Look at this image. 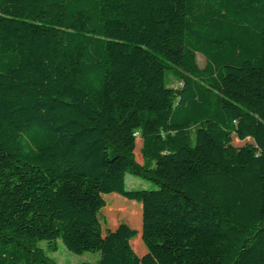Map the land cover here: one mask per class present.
Instances as JSON below:
<instances>
[{"label": "trees", "instance_id": "obj_1", "mask_svg": "<svg viewBox=\"0 0 264 264\" xmlns=\"http://www.w3.org/2000/svg\"><path fill=\"white\" fill-rule=\"evenodd\" d=\"M111 194L130 225H102ZM59 244L264 264V0H0V264Z\"/></svg>", "mask_w": 264, "mask_h": 264}, {"label": "rangeland", "instance_id": "obj_2", "mask_svg": "<svg viewBox=\"0 0 264 264\" xmlns=\"http://www.w3.org/2000/svg\"><path fill=\"white\" fill-rule=\"evenodd\" d=\"M196 64L200 69H203L205 66V59L201 55H196ZM171 86H176L175 83H172ZM245 144H252L251 140H245L243 142L237 141L235 138L232 139V145L234 147H239ZM141 146L140 140H137L136 142V159L138 161L141 160L140 155H139V149ZM125 187L127 190L134 189V190H139V189H145V190H150L154 189L155 185L152 182L145 181L139 178H136L131 175H126L125 177ZM113 196H116L126 202L133 203L134 205H122V211H125V213L116 211L115 209L119 207L117 204L116 200L114 199ZM105 202H106V210H103L100 213L99 219L102 223V225L105 224L106 228L109 229H114L119 224H125V225H130L131 222V214H138L141 213V204L133 201H127L123 199L122 197L116 195V194H111L105 196ZM131 229H139L140 226L137 224H133L132 226H129ZM133 248L136 249L137 247L141 246L142 250L145 252V248L140 241V235L137 234L132 240ZM40 247L44 250H46L44 244H40ZM48 257H50L55 264H94L96 263L100 255L98 253H84L82 255H75L69 251H67L62 245L59 244L58 250L56 252H48L47 253Z\"/></svg>", "mask_w": 264, "mask_h": 264}]
</instances>
